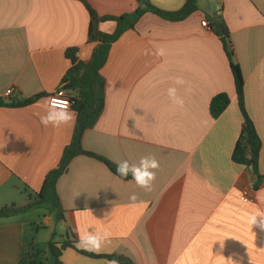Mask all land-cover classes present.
Returning <instances> with one entry per match:
<instances>
[{"label":"crops","instance_id":"0c3cea01","mask_svg":"<svg viewBox=\"0 0 264 264\" xmlns=\"http://www.w3.org/2000/svg\"><path fill=\"white\" fill-rule=\"evenodd\" d=\"M150 1L168 12L186 3ZM206 2L209 11L199 0V10L182 22L147 14L113 44L101 74L105 109L82 145L115 165L121 160L138 163L150 155L160 168L152 191L146 192L106 164L77 157L57 186L65 212L61 236L69 234L77 243L78 233L96 229L110 237L99 252L68 249L62 264L113 262L81 251L124 257L133 264H229V258L237 264H264V231L251 230L247 223L250 215L264 213V184L253 190L252 170L233 161L245 119L227 48L202 25L219 16L230 29L234 61L245 78V107L263 142L264 176V0ZM87 6L99 17L119 18L133 13L140 2L0 0V100L8 104L39 96L27 107H0V209L23 207L35 199L73 141V109L75 121L67 126L44 127L40 116L46 97L69 91L63 84L72 68L67 50H78V61L88 63L99 44L89 38ZM115 30L113 21L98 29L105 34ZM160 47L163 56L155 55ZM176 76L187 82L177 86L185 101L182 109L167 97ZM10 89L15 94L7 98ZM221 93H228L231 103L214 119L210 102ZM245 193L248 203L242 201ZM132 194L135 202L129 199ZM37 207L31 209L35 214L28 210L0 219V264H19L33 250L37 235L51 237L56 213L41 219Z\"/></svg>","mask_w":264,"mask_h":264},{"label":"trees","instance_id":"16d2710c","mask_svg":"<svg viewBox=\"0 0 264 264\" xmlns=\"http://www.w3.org/2000/svg\"><path fill=\"white\" fill-rule=\"evenodd\" d=\"M140 6L133 13L125 14L119 18L117 17H99L93 8L87 6L90 17L91 26L89 28V38L94 43H99L95 51L92 52L91 60L88 63L80 62L76 58L78 50H67L66 55L72 63V68L66 73L63 84L70 92L75 91L77 96L73 100V110L77 114L76 126L73 141L65 148L61 164L58 168L51 171L46 177L44 186L37 194L35 199L31 200L27 205L19 207L12 205L0 209V219H8L19 216L26 211L43 205L45 203H52L55 207L56 220L58 223L65 222V212L62 201L59 197L57 186L60 178L67 173L70 164L79 156H88L89 158L98 160L107 165L111 172L118 177L116 173V166L110 160L85 150L82 142L85 133L93 129L98 120H100L105 109L106 97V80L103 78L102 70L107 64L109 52L114 43H117L122 35L129 31L135 30L138 23L147 14H153L165 21L182 22L187 20L194 13L199 10V0H186L182 9L177 11H163L157 7L150 0H139ZM113 21L117 23V30L112 34H105L100 31L99 25L104 22ZM211 28L216 36L220 37L227 48L230 68L234 75L235 88L238 96V106L244 116L245 124L243 126L241 135L238 139L236 147L233 151V161L239 165L247 166L252 170L251 174L254 177V188L259 190L263 186V178L260 175V154L263 148V142L256 130V125L250 118L245 107V78L240 69V66L234 61V52L231 49L229 42L230 29L225 20L219 16L212 18ZM28 100L11 99V102L6 104L0 100V107H27L32 105L36 99ZM231 99L228 93H221L214 97L210 102V114L214 119L220 118L226 110H228ZM249 134V139H247ZM123 180L132 179L128 177H120ZM54 233L49 242L50 256L52 264H62V255L68 249H76V242L68 239L69 234L61 238L56 237ZM86 256L93 258H105L108 261L119 262L120 264H133L129 259L119 256L95 255L85 253ZM19 264H48L47 261L41 258V255L25 253L23 259Z\"/></svg>","mask_w":264,"mask_h":264},{"label":"clouds","instance_id":"9594fccd","mask_svg":"<svg viewBox=\"0 0 264 264\" xmlns=\"http://www.w3.org/2000/svg\"><path fill=\"white\" fill-rule=\"evenodd\" d=\"M164 54L165 49L163 47L158 48L155 52L157 56H163ZM173 81V86L167 89V97L174 106L182 109L185 101L183 97L178 94L177 86L183 87L187 82L182 76L174 77ZM73 95H76L75 91H73ZM59 97H63V93H59L54 97L45 98L46 111L45 114L40 116V123L44 127H60L74 123L76 117L75 113L71 110L70 101ZM116 165V173L120 177H128L130 175L132 181H134L139 188L146 192L152 191L153 183L156 180V171L160 168V163L154 156H142L138 163H130L128 160H121L116 162ZM129 199L135 202L137 200L136 194H132ZM247 223L251 230L253 227H258L261 231H264V213L250 215L247 218ZM78 236L77 247L84 248L87 251L99 252L109 239L110 233L106 230L90 229L82 234L78 233ZM221 247H223V243H221ZM228 260L229 264H237V262L231 258ZM112 264H116V262L113 261Z\"/></svg>","mask_w":264,"mask_h":264},{"label":"rangeland","instance_id":"374dc122","mask_svg":"<svg viewBox=\"0 0 264 264\" xmlns=\"http://www.w3.org/2000/svg\"><path fill=\"white\" fill-rule=\"evenodd\" d=\"M207 0H201V5L205 10L209 11V5L206 2ZM38 206V207H37ZM36 207L38 208L36 211V216L38 217L41 214V219L43 218L44 215L49 216L50 213H53L55 210V207L52 203H45L43 205H37ZM35 208V207H34ZM33 209V208H32ZM31 210V209H30ZM27 212V211H26ZM30 214H35V212H33L32 210L30 211ZM66 231L63 229V226L58 223L56 221V218L54 220V224H53V232L52 235L54 233L57 234V238H61V234L64 235ZM51 235V236H52ZM50 238V239H49ZM51 240V237H48L47 234H39L36 236V244H34L32 246L33 250H29V254H36L39 252V254L41 255V258L45 261H47L48 264H52V258L50 256V249H49V242Z\"/></svg>","mask_w":264,"mask_h":264},{"label":"built area","instance_id":"2783aa9c","mask_svg":"<svg viewBox=\"0 0 264 264\" xmlns=\"http://www.w3.org/2000/svg\"><path fill=\"white\" fill-rule=\"evenodd\" d=\"M202 25H203V27H206L209 30L212 29L211 28V24L207 20H203L202 21ZM59 93H63V97H59V98H61V99H68L70 101V106H71V110H72V108H73V100L76 98L77 94L76 95H73V92H70V91H67V92H57L55 95H52L51 97L57 96ZM14 94H15V89H10L5 94V96L7 98H12ZM262 178H263V183H264V176H262ZM252 189L255 190L254 185H253ZM242 201L243 202H246V203H248V202L251 201L250 198H249V196L247 195V193H245L242 196Z\"/></svg>","mask_w":264,"mask_h":264},{"label":"water","instance_id":"95a60500","mask_svg":"<svg viewBox=\"0 0 264 264\" xmlns=\"http://www.w3.org/2000/svg\"><path fill=\"white\" fill-rule=\"evenodd\" d=\"M212 10H213L212 12H213L214 16H216L217 9H216V6L214 4H212ZM247 139H249V134H247Z\"/></svg>","mask_w":264,"mask_h":264}]
</instances>
